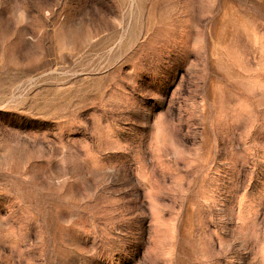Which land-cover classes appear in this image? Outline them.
Segmentation results:
<instances>
[{
  "label": "rangeland",
  "instance_id": "374dc122",
  "mask_svg": "<svg viewBox=\"0 0 264 264\" xmlns=\"http://www.w3.org/2000/svg\"><path fill=\"white\" fill-rule=\"evenodd\" d=\"M0 264H264V0H0Z\"/></svg>",
  "mask_w": 264,
  "mask_h": 264
}]
</instances>
